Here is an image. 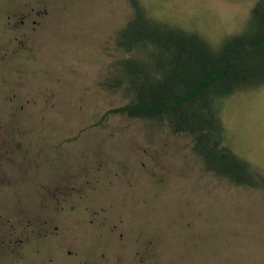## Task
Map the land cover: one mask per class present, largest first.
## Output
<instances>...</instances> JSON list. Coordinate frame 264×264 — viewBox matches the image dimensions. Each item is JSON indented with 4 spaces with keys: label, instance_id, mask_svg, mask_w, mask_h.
<instances>
[{
    "label": "rangeland",
    "instance_id": "1",
    "mask_svg": "<svg viewBox=\"0 0 264 264\" xmlns=\"http://www.w3.org/2000/svg\"><path fill=\"white\" fill-rule=\"evenodd\" d=\"M38 1L48 15L0 84V264H264V189L207 173L189 138L109 115L126 102L102 84L132 1ZM256 1L138 3L217 43ZM222 117L264 174V88L226 99Z\"/></svg>",
    "mask_w": 264,
    "mask_h": 264
},
{
    "label": "trees",
    "instance_id": "2",
    "mask_svg": "<svg viewBox=\"0 0 264 264\" xmlns=\"http://www.w3.org/2000/svg\"><path fill=\"white\" fill-rule=\"evenodd\" d=\"M133 17L116 44L124 54L102 86L121 91L125 104L108 112L189 138L204 170L239 187L264 189L263 172L228 141L223 102L264 88V0L253 5L244 29L211 42L198 31L152 18L131 0Z\"/></svg>",
    "mask_w": 264,
    "mask_h": 264
},
{
    "label": "flooded vegetation",
    "instance_id": "3",
    "mask_svg": "<svg viewBox=\"0 0 264 264\" xmlns=\"http://www.w3.org/2000/svg\"><path fill=\"white\" fill-rule=\"evenodd\" d=\"M10 10L0 14V84L6 85L7 79L4 76V69H16L15 59L22 52L28 51V37L33 34L37 26L42 23L48 15L47 8L41 9L32 0H9ZM21 1L24 7L21 8ZM44 0L38 1V3ZM2 13V12H1ZM13 99V95L9 100ZM22 240H20V243ZM0 243H4L1 241ZM69 253V254H68ZM67 254H72L69 251Z\"/></svg>",
    "mask_w": 264,
    "mask_h": 264
}]
</instances>
